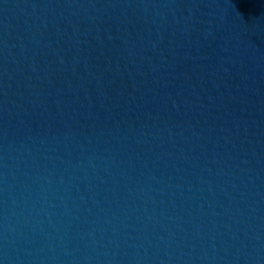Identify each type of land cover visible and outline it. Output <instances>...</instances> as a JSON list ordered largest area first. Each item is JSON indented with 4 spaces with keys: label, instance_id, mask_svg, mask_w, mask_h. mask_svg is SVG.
I'll use <instances>...</instances> for the list:
<instances>
[{
    "label": "water",
    "instance_id": "obj_1",
    "mask_svg": "<svg viewBox=\"0 0 264 264\" xmlns=\"http://www.w3.org/2000/svg\"><path fill=\"white\" fill-rule=\"evenodd\" d=\"M0 264H264V0H0Z\"/></svg>",
    "mask_w": 264,
    "mask_h": 264
}]
</instances>
